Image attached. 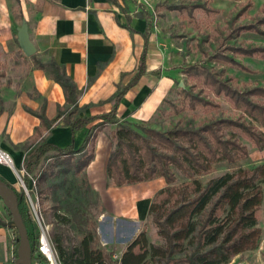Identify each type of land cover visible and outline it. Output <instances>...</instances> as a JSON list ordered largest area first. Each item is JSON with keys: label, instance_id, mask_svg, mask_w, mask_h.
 I'll return each instance as SVG.
<instances>
[{"label": "trees", "instance_id": "16d2710c", "mask_svg": "<svg viewBox=\"0 0 264 264\" xmlns=\"http://www.w3.org/2000/svg\"><path fill=\"white\" fill-rule=\"evenodd\" d=\"M200 1L165 8L191 18L196 11L209 17L218 13ZM252 7L253 3L247 2L235 10L226 23V34L219 32L221 42L214 55L209 56L210 62L248 74L255 73L237 61V58L264 61V45L237 44L245 34L264 38V7L262 13L250 22H242ZM145 64L144 53L133 81L123 89L118 87L117 94L110 100L115 101L114 109L100 118L81 117L87 109L79 105L82 91L64 68L54 61L47 66H36L47 70L50 78L61 86L65 104L58 106L57 118L53 121L46 116V104L40 112L28 110L41 120L42 125L21 146L25 154L22 167L37 180L34 193L39 200L51 201L52 206L45 213L52 219L49 223L52 225L50 240L59 264H230L238 256L260 248L263 231L258 223L264 203L261 187L264 184V164H250L245 168L240 162L250 160L248 144L264 150V84L240 88L235 86V78L228 75L226 69L215 71L207 66L189 65L182 74L193 83L191 88H198L200 92L192 95L190 90L183 89L184 106L177 108L170 103L175 113L199 109L220 111L221 104L217 100L222 98L229 104L233 115L222 114L199 127L177 125L167 131L150 128L145 122L118 123L117 107L128 89L146 73ZM58 120L70 127L72 134L96 120L100 121L91 127L84 144L76 150L74 142L60 149L46 137ZM108 125H116L106 167L112 185L122 188L157 179H164L167 185L155 196L149 210L165 245L150 246L147 233L143 231L120 260H114L116 248L110 251L101 243L98 233L100 213L94 214L100 211L101 200L87 175V169L96 157V140ZM222 163L228 164L230 171L204 181L215 174ZM174 170L183 175L181 184H178ZM0 181L18 196L33 260L48 264L44 257L36 256L39 233L30 231L23 194L1 177ZM26 183H29L28 179ZM5 211L12 220L10 212L6 208ZM15 242L16 263L19 243L18 240Z\"/></svg>", "mask_w": 264, "mask_h": 264}, {"label": "crops", "instance_id": "0c3cea01", "mask_svg": "<svg viewBox=\"0 0 264 264\" xmlns=\"http://www.w3.org/2000/svg\"><path fill=\"white\" fill-rule=\"evenodd\" d=\"M114 2L11 1L13 7H19V18L12 12V6L7 9L6 5L0 4V44L13 39V26L17 19L26 23L39 58L45 59V63L54 61L64 68L82 91L79 105L87 108L81 114L83 118H100L112 112L115 101L110 100L117 94L119 86L123 89L133 81L145 53L146 73L125 93L117 107L116 119L118 123L150 122L174 93L175 82L182 76L181 70L175 69L179 66L181 57L176 53L173 59L170 58L162 46L154 41V35L150 33L144 16H134L127 12L122 0ZM240 6L234 9V13ZM21 62L26 63L23 58ZM0 101V150L11 157L15 168L21 169L25 156L21 146L42 125L41 120L28 110L40 112L46 104L47 118L56 120L58 106L65 104L64 92L50 78L47 70H40L32 65L29 70L20 69L14 73L11 69L0 79ZM99 121L96 120L72 134L71 128L58 120L52 131L45 135L51 144L60 149L67 148L74 142L77 150L84 144L91 127ZM115 130L116 125H108L99 133L95 144L96 157L87 169L88 178L100 195L103 194V184L106 187V167ZM251 149V159L264 164V150ZM0 177L14 188L18 185L16 175L9 166L0 164ZM154 181H157L156 186L153 184L154 187H159L158 183L161 186L164 183L163 179ZM133 186L115 187L124 190L121 191L122 195L128 194L131 197L125 203L116 204L117 213H114L119 215L120 211L126 209L131 211V215L124 217L122 224H118L115 218L108 222L106 227L108 233L112 234L111 239L101 236V243L107 248H119L121 244L127 246L143 232L141 227L144 213H141L140 207L143 198L141 195L137 200L141 202L139 208L137 201L133 202ZM13 245L12 232L0 224V264H15ZM238 260L239 257L230 264H251V261ZM33 264L40 263L33 260Z\"/></svg>", "mask_w": 264, "mask_h": 264}, {"label": "rangeland", "instance_id": "374dc122", "mask_svg": "<svg viewBox=\"0 0 264 264\" xmlns=\"http://www.w3.org/2000/svg\"><path fill=\"white\" fill-rule=\"evenodd\" d=\"M11 1L14 0H0V4L6 5L7 9H10L12 6V12L14 15H19V7H13ZM198 0H122V4L125 6L127 12L132 13L134 16L142 15L145 17L148 25L149 31L153 34V39L156 43L160 44L165 52H167L170 58L173 59L177 53L181 57V61L178 67H175L177 70H181V73L189 65H201L207 66L215 71H220L226 69L227 74L235 78V86L243 88L245 85L249 84H264V61L256 59H246V58H237V61L241 62L245 66H248L255 73L248 74L241 72L239 70L231 69L229 66L215 63L209 61V56L214 55L217 51V48L220 45L221 39L219 32L226 34L227 21L234 13V9L248 1L253 3V7L247 12L242 22H250L254 17L262 13V8L264 7V0H201L202 4H207L209 8H214L218 10V13L209 17L202 11H196L194 17L191 18L186 14H179L177 12L170 13L164 9L165 5H178V4H194ZM14 3V2H13ZM15 6V4H14ZM2 10V8H0ZM19 18V16H18ZM22 22L17 19L15 26H13V39L6 43L0 44V79L9 73L13 69V73L20 69L29 70L30 66L34 65L36 67L38 64L48 65L45 59L39 58L37 54L32 57H28L24 54L22 48L18 43V28L22 27ZM230 44H235L230 42ZM237 44H260L264 45V38L259 37L258 35L245 34L241 36ZM27 63H22L21 60ZM3 74V76H2ZM176 87L174 93L166 100L163 108L160 110L158 115L150 122H145L146 126L154 128L161 131H167L172 129L177 125L186 126V127H199L207 122H210L213 119H217L222 116V114L229 116L233 115L234 112L231 110L229 104L224 99H218L217 102L221 104L220 111H204V109H199L196 112L185 111L180 114H176L174 108L170 105H175L177 108H182L184 106V97L182 94L183 89L191 91L192 95H198V88H191L193 84L189 81L185 75L182 74L179 80H176ZM201 96H204L201 94ZM249 153L252 150L250 144H248ZM253 148V147H252ZM96 155V154H95ZM240 164L248 168L251 164H258L256 161H253L250 157V160H242ZM217 171L212 176L205 178L204 181H208L211 178L217 177L224 173H227L229 166L226 163H222L217 167ZM178 184H181L184 180L183 175L178 171L174 170ZM164 180V179H163ZM90 181V179H89ZM163 185L159 187H154L157 181L145 182L141 185H134L132 187L133 202L138 200L142 195V205L141 202L137 201L138 207L141 208V213H144V219L142 223V231H146L148 242L150 246H162L165 245V241L160 237L158 233V228L154 224L152 218L149 216V210L151 203L153 202L155 196L162 190L167 187L166 182L163 181ZM91 186L94 189L90 181ZM264 191V184L261 186ZM137 189V190H136ZM16 190L19 194H23L24 205L28 212L30 218V231L33 233H38V228L36 223L33 221L31 216V208L25 200V196L22 188L18 184ZM95 190V189H94ZM103 194L100 195L99 208L100 211H95L94 214H99L98 218V233L103 238L111 239L112 234L108 233L107 225L112 218L117 221L118 224H122L124 217L131 215V211L125 209L120 211L116 215L118 203L126 202L131 196L128 194L122 195L121 191L123 189H115L112 185V181L107 176L106 187L103 184L102 189ZM139 191V193H138ZM148 198V200H147ZM150 198V200H149ZM40 206L42 215L44 218L45 224L51 226L49 223L52 221L50 216L46 215V211L50 208L51 201L50 199L40 200ZM139 207V208H140ZM98 208V210H99ZM138 208V209H139ZM0 209L7 215L4 209V203L0 200ZM112 211V212H111ZM115 212V213H114ZM96 215V216H97ZM115 215V216H114ZM259 228L263 231V237L260 244V248L253 252H248L242 254L239 257L238 261H251V264H264V203L260 211L259 216ZM110 228V227H109ZM141 234V233H140ZM132 243V242H131ZM130 243V244H131ZM127 244V242H126ZM129 244V243H128ZM127 244V246H129ZM123 244L119 245V248H116L114 251V260H120L121 253L125 252L128 248ZM114 247H109V250L112 251ZM256 254H258L256 256ZM237 257V258H238ZM236 259V258H235ZM234 260V259H233Z\"/></svg>", "mask_w": 264, "mask_h": 264}, {"label": "built area", "instance_id": "2783aa9c", "mask_svg": "<svg viewBox=\"0 0 264 264\" xmlns=\"http://www.w3.org/2000/svg\"><path fill=\"white\" fill-rule=\"evenodd\" d=\"M0 164L9 166L13 169L18 184L23 190L25 200L31 208V216L33 221L36 223L39 233V246L36 256L44 257L48 261V264H59L57 259V253L50 240L51 226L45 224L41 211L40 200L38 196L34 193L37 180L34 179L23 167L21 169L15 168L11 157L1 150ZM26 179L29 180L28 184L26 183ZM11 221L12 220L8 216H6V214H4V212L0 209V224L9 228L12 232V240L14 244L12 250L13 256H15L17 249L15 240H18L19 235L16 229L11 226Z\"/></svg>", "mask_w": 264, "mask_h": 264}, {"label": "water", "instance_id": "95a60500", "mask_svg": "<svg viewBox=\"0 0 264 264\" xmlns=\"http://www.w3.org/2000/svg\"><path fill=\"white\" fill-rule=\"evenodd\" d=\"M18 43L26 56L32 57L37 53L36 47L30 40L26 23L18 31ZM0 199L12 216L11 226L16 229L19 235V246L15 264H33L32 246L27 226L19 209L18 196L12 188L2 181H0Z\"/></svg>", "mask_w": 264, "mask_h": 264}]
</instances>
